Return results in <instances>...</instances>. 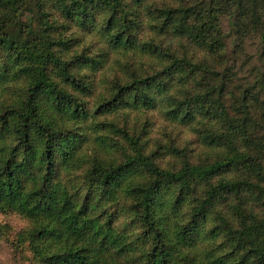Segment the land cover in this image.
Returning <instances> with one entry per match:
<instances>
[{"label":"trees","instance_id":"obj_1","mask_svg":"<svg viewBox=\"0 0 264 264\" xmlns=\"http://www.w3.org/2000/svg\"><path fill=\"white\" fill-rule=\"evenodd\" d=\"M2 215L32 264H264V0H0Z\"/></svg>","mask_w":264,"mask_h":264},{"label":"rangeland","instance_id":"obj_2","mask_svg":"<svg viewBox=\"0 0 264 264\" xmlns=\"http://www.w3.org/2000/svg\"><path fill=\"white\" fill-rule=\"evenodd\" d=\"M27 25H32L36 29L38 28L36 17L34 15L28 16L25 19ZM222 25L224 31L228 32L230 29L229 19L222 17ZM231 50L235 49L234 65L233 69L243 79L244 82L253 83L250 77V70L256 63V55L260 49V42L258 37L247 38L242 48H235L234 43H229ZM0 224H9L15 229V233L25 226V222H22L15 216H0ZM15 233H12L11 237L6 236L0 238V264H32L25 254L19 252L13 245Z\"/></svg>","mask_w":264,"mask_h":264}]
</instances>
